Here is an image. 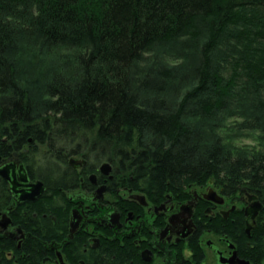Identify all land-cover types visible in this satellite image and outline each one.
<instances>
[{
  "label": "trees",
  "instance_id": "1",
  "mask_svg": "<svg viewBox=\"0 0 264 264\" xmlns=\"http://www.w3.org/2000/svg\"><path fill=\"white\" fill-rule=\"evenodd\" d=\"M0 146L49 206L103 162L151 198L213 186L264 199V0H0ZM31 243L0 236V264H41Z\"/></svg>",
  "mask_w": 264,
  "mask_h": 264
},
{
  "label": "flooded vegetation",
  "instance_id": "2",
  "mask_svg": "<svg viewBox=\"0 0 264 264\" xmlns=\"http://www.w3.org/2000/svg\"><path fill=\"white\" fill-rule=\"evenodd\" d=\"M12 162L17 168L25 165L30 182L42 180L32 178L18 152L3 157L0 168ZM101 165L89 175H76L79 181L66 190L61 186L62 192L51 198L56 202L52 206L44 196L46 184L35 200H19L11 182L0 175L9 193L0 220L5 214L11 219L8 224L2 221L0 236L18 248L27 240L31 249L39 246L41 264H264V199L256 192L226 194L208 186L183 198L170 193L151 198L120 186L122 181L102 172ZM86 166L88 162L73 167L82 171ZM40 197L41 211L30 206ZM257 201L263 207L253 218L247 209ZM47 217L52 229L43 224ZM33 220L44 227L33 228ZM254 245L260 247V257L253 254Z\"/></svg>",
  "mask_w": 264,
  "mask_h": 264
},
{
  "label": "water",
  "instance_id": "3",
  "mask_svg": "<svg viewBox=\"0 0 264 264\" xmlns=\"http://www.w3.org/2000/svg\"><path fill=\"white\" fill-rule=\"evenodd\" d=\"M16 155H18L16 153ZM3 159V156L1 154V147H0V161ZM87 160L85 159H78V158H71L70 164L74 167H77L79 165H82L86 163ZM101 170L105 174H109L112 171V165L110 162H104L101 165ZM17 174H19L17 176ZM0 175L4 177L6 180H9L11 182V189L18 194L19 200H35L38 196H40L42 193L45 192V183L42 180H38L36 182H30L29 175L27 173V170L25 168V165L21 163L19 167L17 168L16 163H9L5 166L0 168ZM96 175L93 174L92 178H95ZM112 177V176H110ZM23 186V187H22ZM22 187V188H21ZM210 192H213L217 195L216 191L211 188ZM263 207V204L259 201L255 202L253 205L248 207L247 214H250L251 217H255L257 212ZM4 219V220H2ZM2 219L0 220V225L6 223L5 219L8 222L11 223V219L5 214ZM251 226L249 225L247 228V231H250Z\"/></svg>",
  "mask_w": 264,
  "mask_h": 264
},
{
  "label": "rangeland",
  "instance_id": "4",
  "mask_svg": "<svg viewBox=\"0 0 264 264\" xmlns=\"http://www.w3.org/2000/svg\"><path fill=\"white\" fill-rule=\"evenodd\" d=\"M240 145L243 144H256L257 140L255 136H244L237 141ZM243 191H246V189H243Z\"/></svg>",
  "mask_w": 264,
  "mask_h": 264
},
{
  "label": "bare ground",
  "instance_id": "5",
  "mask_svg": "<svg viewBox=\"0 0 264 264\" xmlns=\"http://www.w3.org/2000/svg\"><path fill=\"white\" fill-rule=\"evenodd\" d=\"M0 147H1V146H0ZM103 163H104V162H103ZM103 163H102V164H103ZM111 165H112V164H111ZM112 169H113V168H112ZM111 172H112V171H111ZM112 175H113V174H112Z\"/></svg>",
  "mask_w": 264,
  "mask_h": 264
}]
</instances>
